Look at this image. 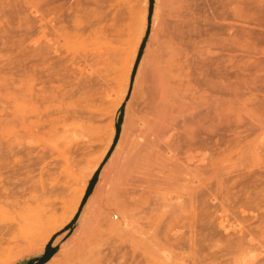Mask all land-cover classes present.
<instances>
[{"label": "rangeland", "instance_id": "obj_1", "mask_svg": "<svg viewBox=\"0 0 264 264\" xmlns=\"http://www.w3.org/2000/svg\"><path fill=\"white\" fill-rule=\"evenodd\" d=\"M148 11L149 0H0V172L10 161L25 168L16 167L9 182L5 173L0 176V218L12 219L0 222V252L15 240L18 222L43 216L32 240L36 246L3 254L0 264H43L61 246L74 250L75 264H230L239 245L249 246L253 238L264 243V0H152L149 22ZM88 18L94 33L86 40L89 31L74 29ZM173 22L182 27L166 57V138L174 161L163 158L121 176L105 211H90L84 227L74 216L44 244L43 233L74 206L90 167L108 160L113 128L132 130L143 115L149 75ZM91 48L93 70L86 74L72 132L58 128L53 141L58 156L47 154L40 166L14 156L10 144L24 133L10 114L15 99L28 111L38 90L50 95L51 86L80 78L73 59L80 61ZM24 118L29 125L35 121L33 113ZM40 167L51 174L44 191L37 183ZM222 210L228 230L217 226ZM230 224L244 235L236 226L229 230ZM262 255L255 264L264 263Z\"/></svg>", "mask_w": 264, "mask_h": 264}, {"label": "bare ground", "instance_id": "obj_2", "mask_svg": "<svg viewBox=\"0 0 264 264\" xmlns=\"http://www.w3.org/2000/svg\"><path fill=\"white\" fill-rule=\"evenodd\" d=\"M89 18H91V17H89ZM89 18H88V20L86 19L87 21L84 23V25H82V26L80 25V27H78V25H76L75 26L76 29H74V31L77 30V32H81V33H85L87 31H89L87 34L86 40L91 39V36L94 33L92 30V26L94 27V23H93L94 21L91 22V20H89ZM100 20H101V18H98L96 20V22L98 23V21H100ZM144 21H145V17L143 16V18H142L143 24L145 23ZM154 22H155V20H154ZM152 25H153V21H152ZM172 28H173V30H172L173 32H172L171 36L169 37L168 43L161 49V51L159 49L160 47L158 48L160 52L156 56V59L153 63L152 70H151V73L149 75V80H148V83H147L146 89H145V97H144L145 98V108L143 110V115L140 118L134 120L132 130H129L128 125H124V124L121 125V131L119 133V138L116 140V143L114 142L115 144L113 146V151H111V153L109 154L108 160L101 165L98 180L96 181L94 188H93L92 192L90 193L89 197L87 198V201L83 205L81 211H79V216L76 218V223H81L82 227H84L86 225L87 220H86L85 216L90 211L94 210V211H98V212H103L108 208L109 203H108L107 198L110 194V191L113 187L114 182L118 178H120L123 175L139 172L140 170H142L143 168H145L149 164L156 162V161H160L161 159L163 160V158L168 157L169 159H171V160L173 159L172 161H174V158L176 157V153L174 152L175 149H172L169 146V144L167 142V138H166L168 136V134H170V133H168L169 132V129L167 126V118L168 117H167V111H166V107H165V104H167V103H165V100H166L165 95L167 93V82H168L167 70H168V66H169V65L167 66L168 61H166L167 60L166 57H168L169 54L173 52V49H174L176 42H177V39L182 34L181 33L182 27L176 26L175 23L173 22ZM97 33H101L103 35L102 38H105L103 32H97ZM81 35L83 36V34H81ZM140 35L142 36L143 33ZM166 36H167V34H166ZM168 36H169V34H168ZM140 38H139L138 43L136 45V50L139 47ZM63 40H64V38H63ZM196 41H198V40H196ZM53 45L51 44L52 48H53ZM101 50L105 51L106 49H104V48L103 49L102 48L97 49V51H101ZM136 50H135V53L133 55L131 63L133 62V59L135 57ZM204 52H205V50H204ZM216 52H217V50H216ZM92 54H93L92 48L89 50L84 49L83 54L80 57V61L76 62V60L73 59L72 65L75 67L73 70H74V72H76L80 76V78H77L75 76L73 78L72 82H66L67 83L66 85L60 84V86L59 85L58 86H51V88H49L50 89V91H49L50 95H45L43 89L38 90V92H36V94H35L36 95V99H35L36 103H33L31 106L29 104L28 106H30V108L28 111H25L26 109L24 110L23 107L18 103V99H15L16 101H14L15 102L14 112H13V114L12 113H10V114L13 115L15 126L19 127L24 133H23V136L21 138L18 137L17 139H15V142L13 144H10L11 149H16V151L13 152L14 156L21 155V158H24V160L30 159V160H32L33 164H36L39 166L42 164V161L45 159L47 154L50 158L54 157L55 154H56V156H58L57 155V152H58L57 148L58 147H57V144L53 143V141L55 140V138L57 136L58 128H61L60 130L64 133L72 132V129L70 126L73 124L72 122H74V120L76 118V114H77L76 109H77L78 104H79V98H81L82 95L85 93L86 74L92 72V70H93L92 57H91ZM200 54H201V52H200ZM142 58H145V57H142ZM172 59H173V57H172ZM142 63H143V61H142ZM140 72H141V64H139V66H138V69H137V72H136V75L134 78L135 79L134 84L137 82L139 75H141ZM146 79H147V77H146ZM53 81L61 82L62 79H53ZM169 89H171V88H169ZM136 91H137V89H136ZM166 98H167V96H166ZM31 102H32V100H31ZM36 105H37V107H35ZM24 106H26V105H24ZM27 113H33L34 114L35 121L31 122L30 125H29V123L27 124L28 119L24 118V115H26ZM69 121L71 123H69ZM12 122H13V120H12ZM2 123L0 122L1 125H2ZM6 123H8V121ZM5 126H7V125H5ZM15 126H14V128H15ZM46 126H47V130H45ZM16 132L17 131H15V133ZM18 133L21 134L20 131H18ZM114 133L116 134V131L113 128L110 142L112 141V137H113ZM12 135L14 136V134H12ZM44 135H47L46 139L43 138ZM1 136H2V134H1ZM8 136H9V134H8ZM17 136H19V135H16L14 137H17ZM8 153H11V151L9 150ZM173 153H175V154H173ZM10 164H11V161L7 164L5 163V165L3 167V169L5 170L4 173L6 174L3 178L4 180H8L9 177L15 173L16 167L18 168V170L25 169L24 163L22 161H19V162L16 161V163H12V165H10ZM98 164H99V161H96L90 167V170H89L90 175H89L88 180L82 181L84 188L82 189L81 194H79L80 195L79 198H77V200H75L74 206L70 209V211L62 219V221L59 223V225H57L56 227L49 229L43 233L44 244H46L48 241H50V239L53 236V233L55 231L65 227L69 222L72 221L74 216H76L78 208L80 207L81 200H82V198H83V196L87 190V187L89 185V181H90L91 177L93 176V174L95 173V171L97 170ZM50 165H51V162L47 163L45 165L44 169L47 168V166L50 167ZM44 169H43V167H40L38 175H37V179H38L37 183H38L39 189L41 191H44L46 189L47 182H49L50 175H51L47 171V169H46V172L44 173ZM4 173L0 172V176L3 175ZM46 175H49L47 180L45 178ZM8 182H9V180H8ZM212 200L217 201L215 199V197ZM5 205L10 206L9 203H5ZM86 206H88V207H86ZM222 211H221L222 214H220L221 217H219L220 215L218 216L219 221L217 222V224H218L217 226H219V228H223L225 230H228V228H227L228 227L227 224H229V222L227 221L228 217L226 220H225V217H223V216H225L223 213H227V212H225V211L222 212ZM237 211H239V210H237ZM251 211L253 212V210H251ZM1 213L7 214L8 212L6 210H4ZM248 213H251V212H248ZM241 214L242 213L240 212V215ZM233 217H235V216H233ZM1 218H0V222L3 221V224H4V222H7V221L9 222L12 220L11 217H8V216H3V217L1 216ZM42 218H43L42 215L36 213L33 215L32 219H25V220H22L21 222H18L16 224L17 235H15L16 236L15 237L14 236L15 233H14L13 237H12V238L15 237V240L12 242V244L8 243L9 245L7 246V248H5V249L2 248V250L3 249L4 250H3V252H0V254L2 253L0 256H3V254H13L15 252H20V251L24 250L25 246H33V248H34L36 245L34 244L35 242L32 243V240L35 237V232L38 228L40 221H42ZM228 220L230 221V219H228ZM223 223H226V224L224 225ZM234 224L237 225L239 223L238 222L236 223V221H235ZM236 225L230 224L229 230H231ZM238 227L241 228L240 226H238ZM236 228H237V226H236ZM233 230L235 231L236 229H233ZM239 230L240 229H238V231ZM78 231L80 232V229ZM249 231H248V233H249ZM240 232H241V230L239 231V233ZM243 232L244 231H242L241 233L243 234ZM246 235H248V234H246ZM249 235H250V233H249ZM248 239H249V237H248ZM253 240H255V239L253 238ZM253 240L250 241L251 244H252ZM58 241H59V239L56 238L53 245L57 244ZM32 244H34V245H32ZM251 244H249V246L244 245L245 247H243V245H239L237 248L238 252L235 253L237 255H233L232 259L230 258L231 259L230 264L231 263L232 264H255L254 262H255V260H257L258 256L264 254V243H262V244L258 243V245H256L255 243H254L255 245H253V244L251 245ZM76 247H77V249H80L79 243L76 245ZM73 251L74 250H72L71 252H68L66 250H63L62 246H61L43 264H75L74 259L71 258V256L73 255ZM231 252L232 251H230L229 253H231ZM233 252H235V250H233ZM222 256H224V255H222ZM11 257H12V255H11ZM229 257H231V256H229ZM13 258H14V256L11 259H13ZM261 259H263V257ZM259 261L261 262V260L257 261L258 264H259ZM6 262L7 261L5 260V263ZM85 262H86V260H85Z\"/></svg>", "mask_w": 264, "mask_h": 264}, {"label": "trees", "instance_id": "obj_3", "mask_svg": "<svg viewBox=\"0 0 264 264\" xmlns=\"http://www.w3.org/2000/svg\"><path fill=\"white\" fill-rule=\"evenodd\" d=\"M151 12H152V0H149L148 22L150 21ZM147 35H148V30H147V32H146L145 38H144V40H143V42H142V44H141V47H140V49H139V52H138V55H137V58H136L135 65H134V67H133V71H132L131 78L134 76V73H135V70H136V66H137V64H138V62H139V59H140L141 50H142V47H143V44H144V41H145ZM123 106H124V105L121 106V109L123 108ZM115 129H116V134H115L114 141H113V144H112V147H111V148H113V146H114V144L116 143V140H117V138H118V135H119V132H120V130H119V125H117V127H116ZM114 142H115V143H114ZM110 150H111V149H110ZM109 153H110V152H108L107 156L109 155ZM105 159H106V158H105ZM99 170H100V167L96 170L94 176L92 177V179H91V181H90V184H89V186H88V188H87V190H86V192H85V195H84V197H83V199H82V201H81L80 208H79L78 212L76 213L75 219L77 218V216H78V214H79V211L81 210V207L84 205L86 199H87L88 196H89V193H90V191H91V188H92V186H93V183H94L95 179H96L97 176H98ZM49 245H50V244H49ZM49 245H48V246H49ZM29 263H31V262H29ZM29 263H28V264H29ZM44 263H45V262H44Z\"/></svg>", "mask_w": 264, "mask_h": 264}]
</instances>
